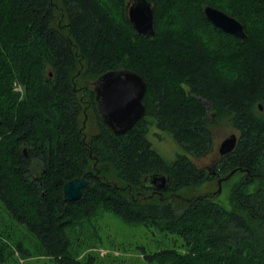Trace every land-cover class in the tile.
<instances>
[{
    "label": "trees",
    "instance_id": "1",
    "mask_svg": "<svg viewBox=\"0 0 264 264\" xmlns=\"http://www.w3.org/2000/svg\"><path fill=\"white\" fill-rule=\"evenodd\" d=\"M149 1L152 37L134 30L128 0H0V200L56 264H95L71 234L99 212L183 240L184 250L145 254L150 263L264 264V0ZM206 5L240 21L246 38L210 23ZM118 69L147 84L143 116L121 135L98 115L92 86ZM89 109L97 130L87 137ZM220 122L238 132L217 165L234 171L226 184L239 175L227 184L230 210L216 194H178L213 180L191 158L214 150ZM157 131L182 150L174 160L152 145ZM153 174L167 179L162 197L148 191ZM82 176L81 197L64 200V183ZM6 248L0 235V264Z\"/></svg>",
    "mask_w": 264,
    "mask_h": 264
},
{
    "label": "rangeland",
    "instance_id": "2",
    "mask_svg": "<svg viewBox=\"0 0 264 264\" xmlns=\"http://www.w3.org/2000/svg\"><path fill=\"white\" fill-rule=\"evenodd\" d=\"M82 86L83 84L80 83V87ZM15 89L22 92L19 85H16ZM81 92L80 89L79 93ZM80 120H83V116L80 117ZM96 130V116L94 111L89 109L86 111L85 135L89 137ZM154 132L156 131L154 130ZM212 133L214 152L208 157L199 159L197 161L199 166H210L211 161L218 157L219 143L231 133L238 135L237 130L223 122L214 125ZM155 134L157 135H153L149 139L153 140L152 145L166 160L172 161L178 153H182V150L166 132L159 131ZM238 176L235 174L227 184L231 185L237 181ZM227 184L223 183L219 192H216L217 185L212 181L188 189H181L178 194L182 197H189L201 192L207 191V194L213 192L216 194L214 201L221 204L226 210H230ZM0 235L7 243L4 264H56L52 258L42 255L37 239L24 225L10 217L1 200ZM17 243H21L27 250V256H23L19 252L16 248ZM182 244L183 240L176 235L142 223H126L111 212H99L89 223H85L83 229L76 228L71 234V247L77 252L79 258L91 254L95 258V264H155L148 262L145 259V254L168 248L184 250Z\"/></svg>",
    "mask_w": 264,
    "mask_h": 264
},
{
    "label": "water",
    "instance_id": "3",
    "mask_svg": "<svg viewBox=\"0 0 264 264\" xmlns=\"http://www.w3.org/2000/svg\"><path fill=\"white\" fill-rule=\"evenodd\" d=\"M126 13L138 34L146 37L154 36V10L149 0H128ZM203 13L215 27L238 39L246 38L243 24L224 11L206 5ZM92 84L98 115L114 134L126 133L144 114L142 99L146 91V82L138 72L129 69L107 71ZM237 139L235 133L225 137L218 145L219 154L222 156L231 153ZM233 173L234 171H231L224 179L229 178ZM145 181L148 185L150 182L160 191L167 187V180L163 174L150 175ZM218 182L220 184L221 181ZM87 184L88 180L85 176L65 182L62 188L63 199L67 201L79 199Z\"/></svg>",
    "mask_w": 264,
    "mask_h": 264
},
{
    "label": "flooded vegetation",
    "instance_id": "4",
    "mask_svg": "<svg viewBox=\"0 0 264 264\" xmlns=\"http://www.w3.org/2000/svg\"><path fill=\"white\" fill-rule=\"evenodd\" d=\"M92 86H93V84H92ZM146 88H147V84H146ZM144 112H145V111H144ZM142 116H143V115H142ZM142 116H141V117H142ZM141 117H140V118H141ZM140 118H139V119H140ZM159 140H160V139H159ZM157 141H158V140H157ZM213 152H214V150H213L211 153H208V154L202 156L201 158H191V160H192V162L194 163V165H195L198 169H200V170L203 169V170L205 171L206 175H208L209 177H213V180H211V181H209V182L214 181L215 184L217 185V191H216V192H219L220 190H218V188H219V187L221 188V186H222V184L224 183V181H226V180L229 179V178L224 179L225 176H222V175H220V174L217 172V170H218L217 165H218V163H219V160H220L221 157L224 156V155L221 156V155L219 154V152H218V148H217L218 157H217L216 160L211 161V165H210V166H207V167L199 166L198 163H197V161H198L199 159H203V158H205V157H208V156L211 155ZM232 175H233V174H232ZM232 175L230 176V178L232 177ZM166 180H167V179H166ZM219 180L221 181L220 184H219V182H218ZM206 183H208V182H206ZM202 185H203V184H202ZM149 186H150V189H149L148 191H150L151 193H153V195H158V197H162V196H164L163 194H164V192H165L166 189H167V187H166L165 190H162V191L157 190V188H156L155 186H153L152 184H150V182H149ZM188 188H191V187H188ZM188 188H183V189H188ZM206 192H207V191H206ZM206 192H203V193H206ZM201 193H202V192H201ZM210 194H214V193H213V192H210Z\"/></svg>",
    "mask_w": 264,
    "mask_h": 264
}]
</instances>
